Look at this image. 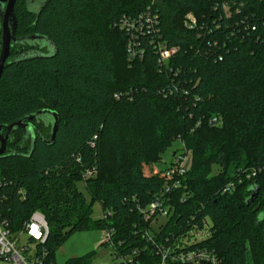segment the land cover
Masks as SVG:
<instances>
[{
    "label": "trees",
    "instance_id": "trees-1",
    "mask_svg": "<svg viewBox=\"0 0 264 264\" xmlns=\"http://www.w3.org/2000/svg\"><path fill=\"white\" fill-rule=\"evenodd\" d=\"M149 5L49 0L36 16L16 2V36L41 35L53 49L21 43L22 53L36 48L45 57L4 68L0 125L41 110L57 113L59 124L52 144L39 139L31 151L22 141L0 157V217L17 229L42 212L49 226L44 248L54 261L57 248L87 225L115 228L116 242L140 245L132 231L143 225L137 205H148L166 181V169H145L181 140L191 165L173 192L165 232L207 217L211 237L203 246L222 264H264V0H162L155 38L175 49L165 65L149 36L140 37L143 50L130 60L118 27ZM190 12L202 31L184 26ZM21 52L11 48V56ZM214 116L221 126L209 124ZM51 128L46 124L47 134ZM253 169L260 170L255 177L223 193ZM94 202L111 213L108 220L92 218Z\"/></svg>",
    "mask_w": 264,
    "mask_h": 264
},
{
    "label": "built area",
    "instance_id": "built-area-1",
    "mask_svg": "<svg viewBox=\"0 0 264 264\" xmlns=\"http://www.w3.org/2000/svg\"><path fill=\"white\" fill-rule=\"evenodd\" d=\"M162 0H151V5L136 17L124 16L118 24L127 36V52L130 60L137 57L143 50L140 37L149 36V43L160 53L159 62L167 64L175 49H168L167 43L158 36L155 38L156 27L159 25V14L155 7L160 6ZM228 14V7L223 5ZM187 29L200 28L203 25L194 13H188L184 19ZM140 34L142 36H140ZM211 126H221V118H210ZM184 154L174 156V160L165 171V184L154 194L152 201L145 206L137 205V212L142 217L143 225L135 223L133 234L140 245H126L124 240L115 241V228L104 229L103 244L112 248V260L109 264H222L217 253L203 246L211 237L212 223L204 217L199 223L188 225L186 229L165 232V225L169 222L173 210V192L181 188L187 168L184 165ZM260 170L253 169L236 177L223 189V193L236 191L238 184L244 179L250 180ZM94 171H87L84 176L91 177ZM134 199V197H133ZM135 200V199H134ZM111 213L103 212L101 217L108 220ZM159 218L165 221L158 222ZM195 217H191L194 221ZM49 236V226L42 212L35 211L28 220L17 229L11 223L0 217V264H57L52 260L48 250L44 248Z\"/></svg>",
    "mask_w": 264,
    "mask_h": 264
},
{
    "label": "water",
    "instance_id": "water-1",
    "mask_svg": "<svg viewBox=\"0 0 264 264\" xmlns=\"http://www.w3.org/2000/svg\"><path fill=\"white\" fill-rule=\"evenodd\" d=\"M17 1L25 2L27 11L33 15L35 14L36 16L41 13V11L49 2V0H0V30L2 29V31L0 32V78L6 65L15 62H21L24 60H30L37 57H45V55H42V53H40L36 48H31L33 50H30L8 61V58L11 54V47L16 45L17 43L37 41L40 44H46L53 49L52 45L47 41V39L41 35H32L26 38L16 37L17 19L15 16L14 7ZM37 119H42L46 124H49L50 127H52L48 134V138L40 140L49 145L53 143L59 124L58 114L55 112L41 110L34 114L28 115L14 123L0 125L1 157L6 152V140L9 135L14 133L19 128L25 129L26 127L32 126L30 122L35 121ZM3 129L7 130L5 136L2 135ZM34 144L35 138L33 139L31 151L33 150ZM253 191L254 192L251 196V201L257 197L259 188L253 189Z\"/></svg>",
    "mask_w": 264,
    "mask_h": 264
},
{
    "label": "rangeland",
    "instance_id": "rangeland-1",
    "mask_svg": "<svg viewBox=\"0 0 264 264\" xmlns=\"http://www.w3.org/2000/svg\"><path fill=\"white\" fill-rule=\"evenodd\" d=\"M184 146L181 140H176L172 146L161 156L158 162L152 163L145 169L147 173H156L172 164L174 156L184 154ZM184 165L188 169L191 165V155L185 154ZM113 156L109 155L108 163H111ZM221 168L215 166L214 171L218 173ZM78 187L90 200L84 183H78ZM104 210L98 202H94L92 218L97 219L103 216ZM165 221L159 218L158 222ZM104 230L92 226H84L82 229L72 233L55 251L57 264H66L69 260L76 258H88L89 264H109L112 260V248L103 244Z\"/></svg>",
    "mask_w": 264,
    "mask_h": 264
},
{
    "label": "flooded vegetation",
    "instance_id": "flooded-vegetation-1",
    "mask_svg": "<svg viewBox=\"0 0 264 264\" xmlns=\"http://www.w3.org/2000/svg\"><path fill=\"white\" fill-rule=\"evenodd\" d=\"M1 31H2V29L0 30V32ZM12 47H17L18 52H21L24 49V47L21 46V43H17L16 45H14ZM29 47H31V46H29ZM22 54H24V53L21 52V55ZM17 56H20V54L18 53L15 56H11V54H10L8 61L12 60L13 58H15ZM30 123L32 126L26 127L25 129L19 128L14 133L9 135V137L6 140V152L4 153V155L9 154L11 152H14L16 149L15 148L16 145L20 144L22 141L24 144L26 143V145H29L30 147H32V143H33L34 138H35V142L39 139H47L48 138L46 123L42 119H37V120L32 121ZM6 132H7V130L3 129L2 135L5 136ZM44 132H46V133H44ZM0 147H1V144H0ZM25 151H27V150H25Z\"/></svg>",
    "mask_w": 264,
    "mask_h": 264
}]
</instances>
